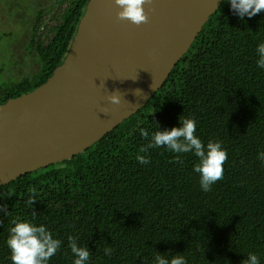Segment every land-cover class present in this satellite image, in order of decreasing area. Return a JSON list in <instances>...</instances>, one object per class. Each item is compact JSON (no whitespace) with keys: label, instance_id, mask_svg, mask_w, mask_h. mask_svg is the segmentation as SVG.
I'll return each mask as SVG.
<instances>
[{"label":"trees","instance_id":"16d2710c","mask_svg":"<svg viewBox=\"0 0 264 264\" xmlns=\"http://www.w3.org/2000/svg\"><path fill=\"white\" fill-rule=\"evenodd\" d=\"M89 2L63 0L67 9L51 41L30 48L40 57L39 73L8 87L0 83V105L53 76ZM260 42L264 11L241 20L223 0L141 111L71 160L1 187L0 208L7 215L0 211V264H11L5 241L15 219L44 224L62 241L49 264H73L69 236L89 249L88 264H155L157 255L169 261L180 255L187 264H242L249 253L264 264V164L257 159L264 152V70L256 66L255 51ZM180 118L194 119L202 142L219 141L227 152L223 179L211 191L200 189L194 154L141 151L148 140L140 127L170 130ZM138 154L151 162L139 164Z\"/></svg>","mask_w":264,"mask_h":264},{"label":"water","instance_id":"95a60500","mask_svg":"<svg viewBox=\"0 0 264 264\" xmlns=\"http://www.w3.org/2000/svg\"><path fill=\"white\" fill-rule=\"evenodd\" d=\"M222 2L148 0L147 22L135 25L118 17L114 0H90L53 76L0 105V188L71 160L141 111Z\"/></svg>","mask_w":264,"mask_h":264},{"label":"clouds","instance_id":"9594fccd","mask_svg":"<svg viewBox=\"0 0 264 264\" xmlns=\"http://www.w3.org/2000/svg\"><path fill=\"white\" fill-rule=\"evenodd\" d=\"M148 0H114L119 8L118 17L128 20L135 25L147 22L145 4ZM229 3L233 13L241 20L244 17L252 18L264 11V0H224ZM256 66L264 70V42L256 46ZM118 92V91H117ZM114 92V93H117ZM113 104H119L121 97L118 94L110 96ZM179 127L170 130H158L149 132L148 129L140 127L139 135L148 140L141 149L147 153L149 149L165 148L175 154H194L199 162L194 165L193 171L199 176L200 189L204 192L211 191L212 186L223 179V165L227 159V152L219 141L209 140L206 144L202 142L197 133V122L191 118L179 119ZM150 137V139H149ZM257 159L264 164V152H258ZM136 160L141 165H147L151 161L146 155H137ZM36 201L29 198L28 203L33 205ZM7 215L6 207L0 208ZM5 243L10 250L11 264H49L51 258L60 251L62 241L54 238L53 233L44 225L34 222L15 219ZM68 247L73 256V264H88L90 251L87 247L78 245L77 239L69 236ZM104 254L111 256L112 249L105 248ZM155 264H187L183 256L177 255L170 261L163 255L154 258ZM242 264H260L258 256L249 253Z\"/></svg>","mask_w":264,"mask_h":264},{"label":"rangeland","instance_id":"374dc122","mask_svg":"<svg viewBox=\"0 0 264 264\" xmlns=\"http://www.w3.org/2000/svg\"><path fill=\"white\" fill-rule=\"evenodd\" d=\"M57 1L0 0V83L4 87L39 73L40 57L30 48L37 43L46 46L62 22L67 5Z\"/></svg>","mask_w":264,"mask_h":264}]
</instances>
